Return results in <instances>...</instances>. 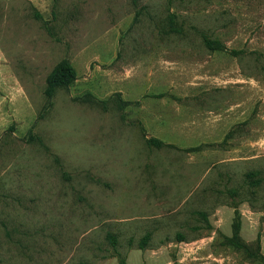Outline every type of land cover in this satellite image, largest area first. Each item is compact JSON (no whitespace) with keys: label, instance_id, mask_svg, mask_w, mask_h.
I'll return each instance as SVG.
<instances>
[{"label":"rangeland","instance_id":"obj_1","mask_svg":"<svg viewBox=\"0 0 264 264\" xmlns=\"http://www.w3.org/2000/svg\"><path fill=\"white\" fill-rule=\"evenodd\" d=\"M130 5L45 21L0 0V264H264V0L173 3L181 33L167 0ZM117 22L115 60L87 49ZM65 59L78 78L47 109ZM197 119L223 122L198 151L147 142Z\"/></svg>","mask_w":264,"mask_h":264},{"label":"crops","instance_id":"obj_2","mask_svg":"<svg viewBox=\"0 0 264 264\" xmlns=\"http://www.w3.org/2000/svg\"><path fill=\"white\" fill-rule=\"evenodd\" d=\"M160 0H1L3 4V12L2 15L4 17L11 16L16 17L22 15L23 12L31 9L35 14H38L41 18H43L45 21L50 18L52 15L57 16V14L54 12L57 6H59V10L63 12H67L66 14L63 13L61 16H66L69 18H83V17H90V18H99V19H109V18H120V17H130L131 13V5L132 2L134 5H138L140 3H143L144 6L140 7V10L146 9L145 5L148 2H155ZM162 1V0H161ZM171 6L168 10H170L171 14L174 16L175 14V8L173 3H179L180 1H186V0H167ZM59 3V5H58ZM177 11L178 8H176ZM137 15V14H136ZM178 15V14H177ZM176 16V15H175ZM94 28L89 30L92 34L94 33H101V36L98 38L93 39L91 44L87 46V49H97V50H115V52H112L109 54L111 59L117 58V48L119 47V34L122 29V25L118 22L116 24H112L109 28L103 29L101 25L97 24L93 26ZM107 35H109L107 37ZM111 38V39H108ZM96 56L99 58L101 55L98 53ZM172 107H176L177 105H171ZM222 119V118H221ZM221 119H216L214 123H208L205 121H199L197 119V122H190L189 125L188 121H185L183 123H179L178 125H173L177 127H181L185 129L184 131L188 132V137L182 136L177 137L171 134L164 133L162 134L160 131L159 124H162L163 126L169 125V122L166 121H160L159 124L154 125L153 123L149 122L146 125V129H149L152 135L163 141L165 145H177L182 147L192 146L196 147L201 144L209 143V141H212L210 131L212 129H216L217 126H221L223 123L220 121ZM172 124V123H171ZM157 125L159 126L157 128ZM183 126V127H182ZM227 135V134H226ZM176 138H180L177 140ZM211 139V140H210ZM186 145V146H184ZM237 160V158L229 159L230 161ZM223 161H226L225 159Z\"/></svg>","mask_w":264,"mask_h":264},{"label":"trees","instance_id":"obj_3","mask_svg":"<svg viewBox=\"0 0 264 264\" xmlns=\"http://www.w3.org/2000/svg\"><path fill=\"white\" fill-rule=\"evenodd\" d=\"M37 17L41 18L38 14H36ZM176 16L170 15V21H169V30L181 33L182 29L175 23ZM166 33L167 30L165 31ZM204 44L207 49L210 51H227L226 47L223 45V43L219 40H213L208 37L203 38ZM77 72L73 65L70 63L69 60L65 59L59 62L55 68L52 70V72L49 74L47 78V87L45 89V96L48 99L47 109L51 108L52 106V99L55 96V93L57 89L59 88H69L72 86L75 81L77 80ZM120 96V95H119ZM107 100L102 101V103H106ZM124 106H127L130 104L128 101H123ZM148 144L155 145L157 147L165 146L163 141L157 138H147ZM201 147L196 148H190L187 149L189 151H198ZM248 177H251V174L248 175ZM202 215L205 216L203 213ZM236 227V226H235ZM240 226L236 227L238 229ZM110 239L113 241V244H115V238L113 236H110ZM227 244H231L235 247H238L239 249H247V246L240 243L238 241L237 233L235 234V237L233 239H228Z\"/></svg>","mask_w":264,"mask_h":264}]
</instances>
